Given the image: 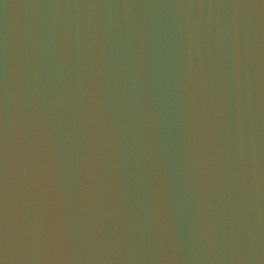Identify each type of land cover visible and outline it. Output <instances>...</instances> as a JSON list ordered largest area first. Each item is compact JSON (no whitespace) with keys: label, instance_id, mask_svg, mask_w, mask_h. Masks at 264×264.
<instances>
[{"label":"water","instance_id":"obj_1","mask_svg":"<svg viewBox=\"0 0 264 264\" xmlns=\"http://www.w3.org/2000/svg\"><path fill=\"white\" fill-rule=\"evenodd\" d=\"M264 26V0H217Z\"/></svg>","mask_w":264,"mask_h":264}]
</instances>
